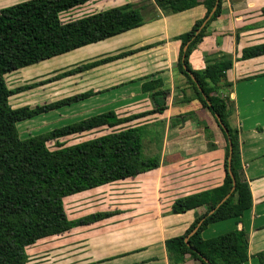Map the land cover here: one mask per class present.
<instances>
[{
    "label": "crops",
    "instance_id": "0c3cea01",
    "mask_svg": "<svg viewBox=\"0 0 264 264\" xmlns=\"http://www.w3.org/2000/svg\"><path fill=\"white\" fill-rule=\"evenodd\" d=\"M23 1L26 0H0V9ZM144 1L89 0L71 10L80 12L72 19ZM197 1L199 4L194 7L164 15L158 8L154 10L153 1L149 0L142 10V25L31 65L40 67L45 75L56 69L60 73L72 69L71 75L56 78L48 85L47 92H55L37 105L94 93L36 116L40 131L48 132L107 112H114L118 118L138 115L131 124L143 130L144 155L159 157L157 169L105 185L131 182L128 185L131 189L126 192L86 191L64 198L70 220L93 213L113 214L50 237H71V264H170L165 241L185 234L195 219L207 211L204 205L183 214H172L173 203L223 183L225 138L177 70L179 36L189 32L206 14L203 0ZM263 7L264 0H221L220 16L209 24L207 34L188 59L193 71L205 68L206 54L226 55L232 60L220 93L234 104L241 167L253 204L239 218L210 224L201 236L206 240L243 230L248 236L249 257L242 264H260L256 254L264 251V56L239 60L243 49L264 43ZM154 11L158 16L152 19ZM122 54L127 55L121 57ZM251 63L258 67L247 73ZM244 77L248 80L240 82ZM137 185L142 189H133ZM132 190L138 192H129ZM67 199L76 201L72 218L66 210ZM179 264L200 262L185 256Z\"/></svg>",
    "mask_w": 264,
    "mask_h": 264
},
{
    "label": "trees",
    "instance_id": "16d2710c",
    "mask_svg": "<svg viewBox=\"0 0 264 264\" xmlns=\"http://www.w3.org/2000/svg\"><path fill=\"white\" fill-rule=\"evenodd\" d=\"M88 1L26 0L0 9V264H27L26 250L39 240L113 215L93 213L70 220L64 198L135 178L159 167L158 156L147 157L143 153V130L131 124L140 117L138 115L118 118L114 112H107L24 140L19 137L17 123L94 93L75 94L33 108L11 109L7 104L6 75L134 29L144 23L142 10L150 3L146 0L140 5L126 4L78 19H61L60 14ZM152 1L153 9L158 8L164 15L199 4L197 0ZM202 4L206 9L205 17L178 38L181 47L177 70L225 138V176L219 187L175 200L172 214H183L204 205L207 211L195 219L185 234L166 240L165 249L170 264L182 263L185 256L200 264H242L249 257L248 236L243 230H232L206 240L201 236L210 224L239 218L253 204L241 167L239 131L232 128L229 121L234 115V104L220 93L221 82L231 69L232 60L226 55L206 54L203 70L193 71L188 64L192 51L207 34V27L222 11L221 0H203ZM156 12L151 14L152 19L157 18ZM261 13L264 17V7ZM261 56H264V43L243 49L239 60ZM160 93L165 95V92ZM92 131L107 132L71 145L61 142ZM228 139L232 146V176L228 165ZM49 143H53L54 148H50ZM232 178L234 190L221 203L232 189ZM256 257L264 264V251Z\"/></svg>",
    "mask_w": 264,
    "mask_h": 264
},
{
    "label": "rangeland",
    "instance_id": "374dc122",
    "mask_svg": "<svg viewBox=\"0 0 264 264\" xmlns=\"http://www.w3.org/2000/svg\"><path fill=\"white\" fill-rule=\"evenodd\" d=\"M90 1L91 3H94L96 0H90ZM79 13L80 12L68 11L60 14V17L63 19H72ZM34 66H28L6 75L5 79L9 91V95L7 96V104L11 109H17L22 107L33 108L35 107L34 105L38 106L37 104L45 100L44 98L49 93L55 92V91L47 92L50 89L48 85L51 82H53L56 78L59 79L64 76H69L72 74V69L66 71L64 70L61 73L56 69L54 71L49 72L50 75H45L42 73L40 67H34ZM256 67H258V65L251 63V65L248 66L249 69L247 68L248 70H246V72L253 73L254 71L252 70V68H256ZM247 80L248 79L244 77V78H240L239 81L241 82ZM190 93L193 94L191 89H190ZM54 96L57 97L58 94H55ZM229 121L232 128L238 131L239 127L236 118H234V115L230 117ZM38 122L39 119L35 116L31 119L17 123L16 128L20 139L24 140L27 138L37 136L39 134L47 133V132L43 133L42 130L41 131L39 130L42 127L39 126L40 124H38ZM106 132L107 131L97 133L96 131H92L90 133H84L82 135L63 139L61 140V142H65L66 145H71L81 140L98 136ZM48 146L50 148H54L53 143H49ZM146 152L148 151L146 150ZM150 152H152V150ZM130 183L131 182H126L118 185L105 186L87 192H126L124 190L131 189L128 187ZM137 188L142 189L141 185H137L133 189L136 190ZM135 190L129 192H138ZM141 191L143 192V190ZM75 202L76 201L72 199H67L65 201L66 210L70 218H72L75 214V212L73 211L75 207L73 204ZM70 242H71L70 236L61 237V238L54 237L37 242L35 245L28 247L26 250L29 256V260L27 264H71Z\"/></svg>",
    "mask_w": 264,
    "mask_h": 264
},
{
    "label": "water",
    "instance_id": "95a60500",
    "mask_svg": "<svg viewBox=\"0 0 264 264\" xmlns=\"http://www.w3.org/2000/svg\"><path fill=\"white\" fill-rule=\"evenodd\" d=\"M186 48H187V46H185L184 51L186 50ZM216 119H217L219 125H220L222 128H224V126L221 124V121H220V119H219L218 116H216ZM224 131H225V133L227 134V130L224 129ZM228 142H229L228 165H229V173H230V175H231V172H230V163H231V155H232V146H231V142H230L229 139H228ZM231 176H232V175H231ZM232 179H233V178H232ZM234 185H235V182H234V179H233V186H232V189H231L230 193L227 194L226 197L221 201V203H222L223 201H225V200L230 196V194L233 192V190H234ZM187 239H188V238H187ZM187 239H186V241H187Z\"/></svg>",
    "mask_w": 264,
    "mask_h": 264
}]
</instances>
